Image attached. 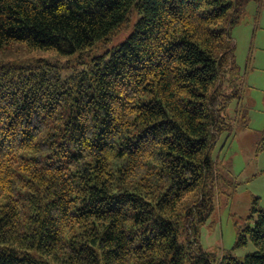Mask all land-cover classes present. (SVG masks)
Segmentation results:
<instances>
[{"label":"trees","instance_id":"16d2710c","mask_svg":"<svg viewBox=\"0 0 264 264\" xmlns=\"http://www.w3.org/2000/svg\"><path fill=\"white\" fill-rule=\"evenodd\" d=\"M244 0H0V50L85 54L140 13L126 40L63 78L0 64V264H264L200 247L220 179L211 149L240 97L233 25Z\"/></svg>","mask_w":264,"mask_h":264},{"label":"rangeland","instance_id":"374dc122","mask_svg":"<svg viewBox=\"0 0 264 264\" xmlns=\"http://www.w3.org/2000/svg\"><path fill=\"white\" fill-rule=\"evenodd\" d=\"M244 12L231 29L236 44L237 74L234 97L227 113L233 128L213 143L211 155L220 179L213 187L212 215L201 225L200 247L214 261L231 253L244 259L256 250L251 240L237 245L239 232L264 209V0H244ZM141 14L133 12L124 25L90 52L64 55L56 51H31L22 45L0 50V64H32L46 61L58 67L63 78L84 68L95 55H103L124 42ZM110 52L105 58L109 57Z\"/></svg>","mask_w":264,"mask_h":264}]
</instances>
